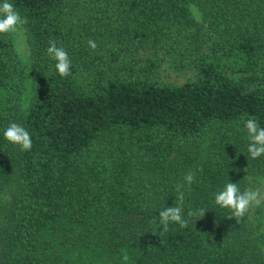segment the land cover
Instances as JSON below:
<instances>
[{
	"label": "trees",
	"instance_id": "trees-1",
	"mask_svg": "<svg viewBox=\"0 0 264 264\" xmlns=\"http://www.w3.org/2000/svg\"><path fill=\"white\" fill-rule=\"evenodd\" d=\"M8 2L28 20L30 64L0 33V264H264V227L215 203L264 177L245 128H264V0ZM13 122L31 150L4 137ZM180 183L188 226L162 232Z\"/></svg>",
	"mask_w": 264,
	"mask_h": 264
},
{
	"label": "clouds",
	"instance_id": "clouds-1",
	"mask_svg": "<svg viewBox=\"0 0 264 264\" xmlns=\"http://www.w3.org/2000/svg\"><path fill=\"white\" fill-rule=\"evenodd\" d=\"M27 23V18L22 17L14 5L8 2V0H4L0 4V33H14L20 26ZM49 45L47 53L52 59L57 61L55 67L59 74L62 77H67L72 74V62L69 59L68 52L63 47H57L55 40H50ZM88 45L93 50L97 48V43L94 40H89ZM245 128L249 140L247 152L252 159H257L264 155V128L260 127L254 118L246 120ZM4 137L9 142L19 145L21 151H29L32 148L31 134L25 127L18 123H11L4 131ZM195 179L196 172L194 170H190L184 176V181L189 187L195 182ZM183 188V183L176 185L175 196L176 201L179 203H175V206L172 207H166L159 212V223L162 226V232L169 230L170 223H177L182 228L188 226V220L183 217ZM215 203L222 208L230 209L231 215L229 218L235 217L239 223L252 207L260 206L264 203V194L259 189L254 190L252 188L241 191L237 183L228 182L220 191L215 193ZM205 211L206 209L190 210L188 216L202 218L205 215ZM122 259L127 264L129 256L124 254Z\"/></svg>",
	"mask_w": 264,
	"mask_h": 264
},
{
	"label": "rangeland",
	"instance_id": "rangeland-1",
	"mask_svg": "<svg viewBox=\"0 0 264 264\" xmlns=\"http://www.w3.org/2000/svg\"><path fill=\"white\" fill-rule=\"evenodd\" d=\"M192 15L195 18H199L198 10L195 6L191 7ZM13 41L15 45V49L17 55L22 63L24 70L26 71L30 64L29 59V50L28 45L25 40V35L21 27L18 28L16 32L13 33ZM31 80L29 76H25L24 78V89L22 93V104L26 105L30 93ZM248 188L259 189L262 194H264V177L255 173H250L248 177ZM249 218L254 223H260L259 229H263L264 227V203L260 206L252 207L248 212ZM262 250L264 251V245L262 246Z\"/></svg>",
	"mask_w": 264,
	"mask_h": 264
}]
</instances>
